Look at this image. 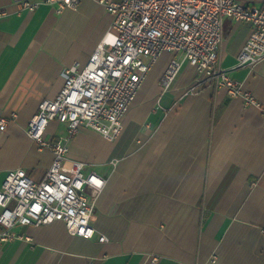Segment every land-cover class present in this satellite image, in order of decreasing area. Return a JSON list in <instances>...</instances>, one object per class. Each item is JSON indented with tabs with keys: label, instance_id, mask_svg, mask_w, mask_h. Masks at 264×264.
<instances>
[{
	"label": "crops",
	"instance_id": "crops-1",
	"mask_svg": "<svg viewBox=\"0 0 264 264\" xmlns=\"http://www.w3.org/2000/svg\"><path fill=\"white\" fill-rule=\"evenodd\" d=\"M100 1L59 14L55 5L30 11L0 0V191L11 170L41 181L50 169L54 153L27 129L40 103L60 94L68 67H85L100 44L114 43L113 17ZM250 33L248 23L225 21L220 65L257 105L200 84L187 62L165 91L173 56L164 52L116 141L83 127L68 143L69 159L106 180L92 217L97 236H74L63 222L19 227L30 241L0 242V264H264V62L235 69ZM66 129L52 122L45 137L65 139Z\"/></svg>",
	"mask_w": 264,
	"mask_h": 264
},
{
	"label": "built area",
	"instance_id": "built-area-1",
	"mask_svg": "<svg viewBox=\"0 0 264 264\" xmlns=\"http://www.w3.org/2000/svg\"><path fill=\"white\" fill-rule=\"evenodd\" d=\"M21 8L35 11L41 3L56 6L57 13L77 9L82 0H14ZM113 17L117 37L111 46L100 44L88 64L75 63L65 70V84L55 100H43L29 123L27 134L40 149H50L54 161L41 181L22 168L9 171L0 191V242L30 241L19 227H42L63 222L70 234L94 239L92 224L97 200L106 180L88 170L85 162L68 158V143L86 127L108 141L123 132V118L153 63L164 53L173 57L161 78L169 90L184 62L195 69L200 84L226 88L246 104L256 98L243 92L220 65V49L227 19L248 23L250 36L238 56L235 69L253 68L264 62V3L249 5L241 0H101ZM7 11L0 9V18ZM180 55L182 59L177 56ZM66 125L67 137L49 140V125ZM5 122L1 121V126ZM104 242L106 236H99ZM158 262L154 257L152 263Z\"/></svg>",
	"mask_w": 264,
	"mask_h": 264
}]
</instances>
